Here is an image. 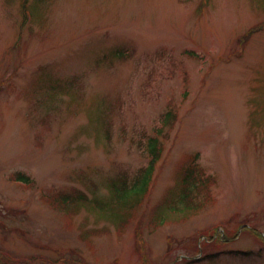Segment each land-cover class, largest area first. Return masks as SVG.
I'll return each mask as SVG.
<instances>
[{
    "label": "rangeland",
    "instance_id": "obj_1",
    "mask_svg": "<svg viewBox=\"0 0 264 264\" xmlns=\"http://www.w3.org/2000/svg\"><path fill=\"white\" fill-rule=\"evenodd\" d=\"M171 106L149 194L110 220ZM189 155L214 181L191 207ZM0 261L264 264V0H0Z\"/></svg>",
    "mask_w": 264,
    "mask_h": 264
},
{
    "label": "trees",
    "instance_id": "obj_2",
    "mask_svg": "<svg viewBox=\"0 0 264 264\" xmlns=\"http://www.w3.org/2000/svg\"><path fill=\"white\" fill-rule=\"evenodd\" d=\"M5 1H10V0H4V4H5ZM24 22L25 20L23 19L21 21L20 28L24 25ZM251 32L248 33V37L252 35ZM176 110L177 109L175 107H172V106L168 107L167 111L163 113L161 117V128L155 130L154 137L148 138L147 143H146V149L149 155V161H148L147 166L142 168L139 172H136L132 177H130L126 171H122L119 176H117L114 179L109 180V182L105 184V187L108 188V191H110L111 193V202L114 205V208L111 210V206L109 202L104 205H101L100 203H98L97 206L102 209L103 214L109 215L110 220L112 219V213L114 211H117L118 213H122L127 210L133 211L139 204V201L142 199V197L144 195H147L150 192V189L152 187V182H153V179H152L153 172H154L153 170L155 169L158 162L161 160L160 158L162 154V148H164V145L160 143V137L166 136L168 130H170L168 128L169 127L172 128L171 126H174L175 120L178 121V114ZM106 135H108V131H106ZM142 145L143 144L140 139L139 147H141ZM195 156L196 155L187 156V158L189 159L187 162L188 167H186V164H187L186 163L185 166L182 168V179H183L185 188L193 186L196 190V194L194 196L186 197V195L183 193L190 207H191L190 204L193 202V200L198 195L203 193V190L201 189L202 183L210 179L211 180L210 186H211V184L214 182L212 178H210L208 175L204 173V171L198 170L196 168V164H195L196 157ZM193 177L195 178V180ZM16 179L19 181H23V182L26 181V179L21 174H18L16 176ZM127 186L136 187V190L133 192L135 200L132 203H130L129 207H126L124 205H119L117 201V200L125 201V199L123 198V191L121 190ZM63 191H64V194H63L64 202L62 203L64 204H59V207L62 210L69 208L71 206L75 210H77L79 206H88V204H95V203H87L89 199L87 195L84 194L82 191H79V190L76 191V189H73L71 191L65 188L63 189ZM51 193L53 194L52 201H51L52 205L49 204L47 199H45L46 200L45 202L49 206L55 207L58 201V195H59L58 189ZM112 196H113V199H112ZM190 199H193V200L190 201ZM175 210L178 211L177 209ZM121 223H122V220L119 222L120 226H121ZM213 231H215V233H213L210 237H207L204 239V244H203L204 247L201 246L202 251L208 249L210 246L214 247L216 245H221L223 243L222 242L223 240L221 239V237H218L221 234L217 232V229ZM237 235L238 234H235L233 237H236ZM209 256H215V253H211ZM204 259L205 257H203L202 260ZM1 263L2 262L0 261V264Z\"/></svg>",
    "mask_w": 264,
    "mask_h": 264
}]
</instances>
